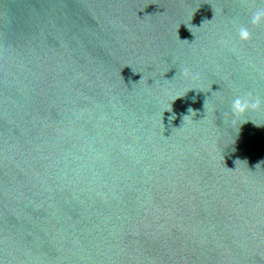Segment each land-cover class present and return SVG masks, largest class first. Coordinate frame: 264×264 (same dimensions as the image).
Listing matches in <instances>:
<instances>
[{
  "label": "water",
  "instance_id": "water-1",
  "mask_svg": "<svg viewBox=\"0 0 264 264\" xmlns=\"http://www.w3.org/2000/svg\"><path fill=\"white\" fill-rule=\"evenodd\" d=\"M258 8L0 0V264H264Z\"/></svg>",
  "mask_w": 264,
  "mask_h": 264
},
{
  "label": "clouds",
  "instance_id": "clouds-1",
  "mask_svg": "<svg viewBox=\"0 0 264 264\" xmlns=\"http://www.w3.org/2000/svg\"><path fill=\"white\" fill-rule=\"evenodd\" d=\"M250 23L253 26L264 24V8H258L253 12ZM238 39L243 43L249 42L251 40V33L247 27L241 26L238 29ZM182 74L185 77L192 76L195 78V74H193L188 68H184L182 70ZM262 106H264V98L259 95H253L251 92H249L243 96H237L232 100L230 107L233 123H235L236 118L243 117L252 111H259Z\"/></svg>",
  "mask_w": 264,
  "mask_h": 264
}]
</instances>
